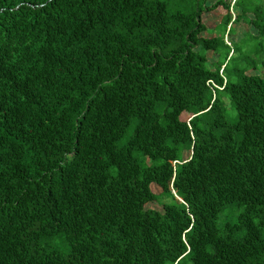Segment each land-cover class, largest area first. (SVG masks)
<instances>
[{
  "label": "trees",
  "instance_id": "trees-1",
  "mask_svg": "<svg viewBox=\"0 0 264 264\" xmlns=\"http://www.w3.org/2000/svg\"><path fill=\"white\" fill-rule=\"evenodd\" d=\"M207 1L0 0V264H264V0Z\"/></svg>",
  "mask_w": 264,
  "mask_h": 264
},
{
  "label": "rangeland",
  "instance_id": "rangeland-1",
  "mask_svg": "<svg viewBox=\"0 0 264 264\" xmlns=\"http://www.w3.org/2000/svg\"><path fill=\"white\" fill-rule=\"evenodd\" d=\"M211 2V0L207 1V5H209ZM225 12V10L217 8V9H213L210 11H205L202 13V20L204 21V23L206 24V26L210 29V32L205 33L206 36H213L216 35L218 33H221L223 31V27L222 26H217V24H219L223 13ZM231 13V10H230ZM232 14V13H231ZM234 13L232 14V17L234 18ZM248 24L244 23L243 21H238V22H234L233 29H234V33L232 35H225V39L230 42V41H238L239 39H241L245 32L248 31H252L253 33H256L255 29L252 26H247ZM209 59H213L215 58V55H213L212 53H209ZM228 104V102H227ZM187 115L184 114L182 115V118H186ZM189 155L188 151H185L183 156L184 158H187ZM151 189L153 192L155 193H159L161 191V188L159 186H157L155 183L151 185ZM146 208H153V209H158L161 210V204L156 202V201H152V202H148L145 205Z\"/></svg>",
  "mask_w": 264,
  "mask_h": 264
},
{
  "label": "built area",
  "instance_id": "built-area-1",
  "mask_svg": "<svg viewBox=\"0 0 264 264\" xmlns=\"http://www.w3.org/2000/svg\"><path fill=\"white\" fill-rule=\"evenodd\" d=\"M234 1H235V0H230V2H231V13H232V14H233L232 5H233ZM225 40H226V39H225ZM226 41H227V40H226ZM227 43H229V42L227 41Z\"/></svg>",
  "mask_w": 264,
  "mask_h": 264
}]
</instances>
